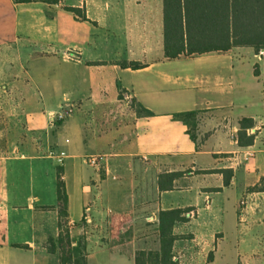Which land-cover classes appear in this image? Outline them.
Here are the masks:
<instances>
[{
	"label": "crops",
	"instance_id": "crops-1",
	"mask_svg": "<svg viewBox=\"0 0 264 264\" xmlns=\"http://www.w3.org/2000/svg\"><path fill=\"white\" fill-rule=\"evenodd\" d=\"M163 1L0 0V46L15 44L31 71L45 69L43 75L35 71L39 109L27 114L21 137L0 157V264H58L57 255L46 249L48 239L58 235V168L68 196L70 235L78 239L75 229L90 197L87 183L96 175L85 166L96 147V138L85 136V116L120 94L153 113L136 117L131 111L129 154L158 160L164 169L154 181V221L158 224L161 210L194 208L191 220L174 228L177 235H192L174 243L178 264H264V189L246 191L264 181V147L259 145L264 137V49L255 53L235 47L166 59ZM242 1L264 5V0ZM68 8L80 9L85 20ZM120 62L142 68H122ZM42 80L50 90L47 99ZM68 107L72 114L53 130L57 121L51 116ZM185 111L199 113L195 142L172 118ZM241 118L254 120L252 146L239 147L233 139ZM250 152L254 159L245 160ZM186 168L193 170L191 176L183 173L173 190H158L159 174ZM221 170L232 171L227 187ZM245 192L255 201L239 208ZM184 248L192 252L182 255Z\"/></svg>",
	"mask_w": 264,
	"mask_h": 264
},
{
	"label": "rangeland",
	"instance_id": "rangeland-1",
	"mask_svg": "<svg viewBox=\"0 0 264 264\" xmlns=\"http://www.w3.org/2000/svg\"><path fill=\"white\" fill-rule=\"evenodd\" d=\"M23 60L15 44L0 46V157L12 151V145L21 137L27 114L39 109L34 83L38 81L37 72L42 71L43 75L45 69L32 70V74ZM43 80L40 88L47 99L50 90ZM94 109L85 116V136L87 139L96 138L95 154L91 157L96 158L98 167L89 164L90 157L85 158V166L96 175L87 183L90 194L87 210L78 222L74 236L84 237L88 243V264H132L136 251L152 250L158 246L154 181L158 171L164 169L160 168L158 160L139 159L129 154L133 142V109L127 94ZM67 118L55 121L58 125L55 123L53 130ZM259 145L264 147V137L260 138ZM183 172L189 177L193 170L186 168ZM260 182L262 188L264 181ZM252 187L255 186H248L246 191ZM247 192L239 197L237 207L242 208L255 201L247 197ZM224 207L225 216L229 217L231 202L225 203ZM117 222L119 231L116 230ZM191 252L187 248L182 249V255Z\"/></svg>",
	"mask_w": 264,
	"mask_h": 264
},
{
	"label": "trees",
	"instance_id": "trees-1",
	"mask_svg": "<svg viewBox=\"0 0 264 264\" xmlns=\"http://www.w3.org/2000/svg\"><path fill=\"white\" fill-rule=\"evenodd\" d=\"M15 4L30 3L35 0H12ZM164 0L163 1V46L166 59L200 56L210 52H227L235 47H250L255 53L264 49V5L256 6L242 0ZM79 18L85 20L81 10L68 8ZM122 68L137 70L142 65L134 62H120ZM122 93V92H121ZM122 99V94L119 95ZM130 107L136 117L152 116L134 99ZM198 112L185 111L172 115L173 120L186 126L189 138L195 142L197 137ZM255 123L252 118H241L238 131L233 139L239 147L252 146L255 133H251ZM223 174V186L227 187L232 177L231 170L219 171ZM184 172L161 173L157 178L159 191L174 189V182ZM200 173V172H196ZM62 169L56 174V210L58 216V235L49 238L46 249L57 255L58 264H87L86 242L84 237L73 239L69 230L68 196L62 180ZM264 188L252 187L250 191ZM194 208L161 210L158 213V246L152 250H138L133 264H178L173 252L174 243L192 235H177V224L188 223L195 215ZM117 221V220H116ZM115 221V222H116ZM116 230L119 229L118 222ZM130 229H128L129 231ZM212 260L210 255L208 261Z\"/></svg>",
	"mask_w": 264,
	"mask_h": 264
},
{
	"label": "built area",
	"instance_id": "built-area-1",
	"mask_svg": "<svg viewBox=\"0 0 264 264\" xmlns=\"http://www.w3.org/2000/svg\"><path fill=\"white\" fill-rule=\"evenodd\" d=\"M73 58H75V57L73 56ZM71 111H72V109L71 108H68V110L65 111V112H60L58 114L52 115L51 116L52 121L54 122V121H62V120H64V118L66 116H68L71 113ZM63 156H64V153H60L58 156H56L57 162L59 164L62 163ZM253 156H254V152L246 153L244 155V159L247 160V159H249V158H251ZM263 157H264V152H263ZM88 162H89V164L91 166H93L95 168L98 167V163H97V160H96L95 157H90L89 160H88Z\"/></svg>",
	"mask_w": 264,
	"mask_h": 264
}]
</instances>
